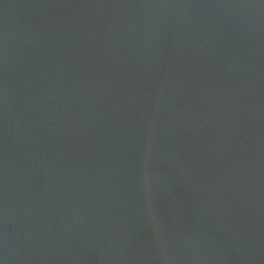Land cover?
Returning <instances> with one entry per match:
<instances>
[{
    "label": "water",
    "instance_id": "1",
    "mask_svg": "<svg viewBox=\"0 0 264 264\" xmlns=\"http://www.w3.org/2000/svg\"><path fill=\"white\" fill-rule=\"evenodd\" d=\"M0 264H264V0H0Z\"/></svg>",
    "mask_w": 264,
    "mask_h": 264
}]
</instances>
